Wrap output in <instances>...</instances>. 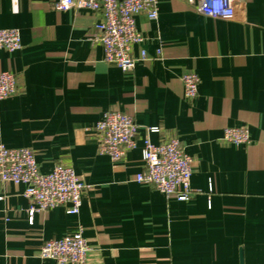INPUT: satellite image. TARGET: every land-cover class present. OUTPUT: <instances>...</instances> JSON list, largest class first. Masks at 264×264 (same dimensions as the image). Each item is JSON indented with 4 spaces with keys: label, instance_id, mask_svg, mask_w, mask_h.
<instances>
[{
    "label": "crops",
    "instance_id": "obj_1",
    "mask_svg": "<svg viewBox=\"0 0 264 264\" xmlns=\"http://www.w3.org/2000/svg\"><path fill=\"white\" fill-rule=\"evenodd\" d=\"M55 1L0 0V28H17L21 42L0 50V70L16 77V93L0 99V143L31 148L43 173L71 167L85 187L78 213L60 205L29 224L24 185L0 183V264H56L38 255L43 241L77 231L85 264H264V0L233 19L160 0L156 19L135 15L144 41L132 53L146 58L127 72L91 40L98 13ZM186 71L199 77L192 100ZM109 108L138 125L136 147L116 161L94 132ZM240 126L249 142L222 139ZM171 136L192 157L186 201L134 178L144 139Z\"/></svg>",
    "mask_w": 264,
    "mask_h": 264
},
{
    "label": "built area",
    "instance_id": "obj_2",
    "mask_svg": "<svg viewBox=\"0 0 264 264\" xmlns=\"http://www.w3.org/2000/svg\"><path fill=\"white\" fill-rule=\"evenodd\" d=\"M160 0H56L58 11L87 8L98 13L96 33L91 37L103 50V60L127 72L146 58L140 48L137 56L132 47L142 45L144 36L135 27V15L144 13L156 19ZM198 13L212 18L233 19L242 13L246 0H182ZM21 47L17 28H0V50L14 51ZM160 51H157L159 54ZM183 97L192 100L197 95L199 77L194 71L182 75ZM16 93V77L13 72L0 70V99ZM148 132H158L159 127H147ZM138 125L132 116L109 108L102 112L94 124L98 150L119 160L126 151L136 147ZM222 139L232 143L250 140L247 126L225 127ZM143 169L135 174L139 183L150 185L167 197L186 201L196 190L190 187L192 157L182 148L180 140L171 136L153 144L148 138L141 149ZM12 182L24 185L23 195L28 201V223L34 214L56 206H66L71 214L78 213L84 183L69 166L57 163L47 173L39 170L34 152L28 147H6L0 143V183ZM2 195H0V199ZM89 245L80 231L60 238L43 241L38 255L53 259L56 264H85Z\"/></svg>",
    "mask_w": 264,
    "mask_h": 264
}]
</instances>
